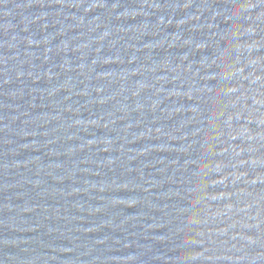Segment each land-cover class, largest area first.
I'll use <instances>...</instances> for the list:
<instances>
[{"label":"water","instance_id":"95a60500","mask_svg":"<svg viewBox=\"0 0 264 264\" xmlns=\"http://www.w3.org/2000/svg\"><path fill=\"white\" fill-rule=\"evenodd\" d=\"M0 264H264V0H0Z\"/></svg>","mask_w":264,"mask_h":264}]
</instances>
